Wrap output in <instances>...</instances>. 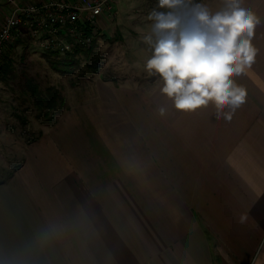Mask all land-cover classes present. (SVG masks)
<instances>
[{"label": "crops", "instance_id": "obj_1", "mask_svg": "<svg viewBox=\"0 0 264 264\" xmlns=\"http://www.w3.org/2000/svg\"><path fill=\"white\" fill-rule=\"evenodd\" d=\"M241 6L260 20L232 77L244 103L182 111L162 77L96 83L0 182V264H264V0Z\"/></svg>", "mask_w": 264, "mask_h": 264}, {"label": "rangeland", "instance_id": "obj_2", "mask_svg": "<svg viewBox=\"0 0 264 264\" xmlns=\"http://www.w3.org/2000/svg\"><path fill=\"white\" fill-rule=\"evenodd\" d=\"M117 2L114 21H104L98 28L93 57H78V64L67 72L50 68L48 61L62 59L55 55L27 48L6 51L0 72V182L21 165L25 147L39 138L49 120L54 121L74 101L86 100L96 83L128 80L138 84L143 79L161 77L146 67L156 43L151 38L156 34L151 23L154 19L149 17L154 12L174 11L180 17L184 14L178 8H161L159 0ZM26 80L33 81L43 92L55 91L63 101L62 109L58 110L57 102L55 110L43 108L39 112L25 88ZM43 114L48 116L43 118Z\"/></svg>", "mask_w": 264, "mask_h": 264}, {"label": "clouds", "instance_id": "obj_3", "mask_svg": "<svg viewBox=\"0 0 264 264\" xmlns=\"http://www.w3.org/2000/svg\"><path fill=\"white\" fill-rule=\"evenodd\" d=\"M183 4L184 0H159L161 8ZM149 18L155 21L158 39L146 67L162 77L161 91L178 110L194 111L212 102L222 111L244 103L246 91L232 77L255 61L252 38L260 20L241 6V0H226L225 9L215 14L196 5L183 22L174 11L154 12ZM225 118L231 119V113Z\"/></svg>", "mask_w": 264, "mask_h": 264}, {"label": "built area", "instance_id": "obj_4", "mask_svg": "<svg viewBox=\"0 0 264 264\" xmlns=\"http://www.w3.org/2000/svg\"><path fill=\"white\" fill-rule=\"evenodd\" d=\"M0 26V72L9 48L72 56L91 48L102 22L115 19V0H7Z\"/></svg>", "mask_w": 264, "mask_h": 264}, {"label": "trees", "instance_id": "obj_5", "mask_svg": "<svg viewBox=\"0 0 264 264\" xmlns=\"http://www.w3.org/2000/svg\"><path fill=\"white\" fill-rule=\"evenodd\" d=\"M196 4L193 0H184V4L178 7V10L181 14H185L192 6ZM96 48V41L92 44L91 48L88 50H79L72 56L59 57L62 58L59 61H48L50 68L57 72H67L68 68H73L78 64V57H83L85 60H89L94 55V49ZM2 71V70H1ZM25 88L30 96L34 99V106L39 112L43 108H46L48 111L55 110L57 108L56 103L58 102V110L62 109L63 101L58 96V94L52 89H47L46 91H41L39 87L31 80L25 81ZM57 110V111H58ZM48 115L43 114L41 117L46 118ZM54 121L49 120L48 125L52 126ZM41 135V134H40Z\"/></svg>", "mask_w": 264, "mask_h": 264}]
</instances>
